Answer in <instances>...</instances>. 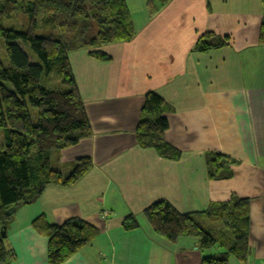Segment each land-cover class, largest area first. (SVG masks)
<instances>
[{
  "label": "crops",
  "instance_id": "0c3cea01",
  "mask_svg": "<svg viewBox=\"0 0 264 264\" xmlns=\"http://www.w3.org/2000/svg\"><path fill=\"white\" fill-rule=\"evenodd\" d=\"M126 2L132 41L103 47L109 62L89 51L69 56L91 135L60 160L91 158L93 167L74 186H50L15 211L5 232L14 255L9 264H50L66 251L64 239L50 241L33 229L40 216L57 225L80 218L99 230L62 264H202L225 250L212 246L210 236L168 243L153 234L144 211L167 201L181 214H201L233 197L250 202L249 253L245 262L230 257L229 264H264L262 0H170L154 13L148 0ZM207 33L226 45L197 52ZM151 92L171 108L163 140L176 159L140 146L138 126ZM214 154L234 162L230 179H210ZM130 216L138 227L125 230Z\"/></svg>",
  "mask_w": 264,
  "mask_h": 264
},
{
  "label": "trees",
  "instance_id": "16d2710c",
  "mask_svg": "<svg viewBox=\"0 0 264 264\" xmlns=\"http://www.w3.org/2000/svg\"><path fill=\"white\" fill-rule=\"evenodd\" d=\"M169 1L148 0L147 7L154 13ZM262 2L259 36L264 44ZM17 13H24L30 22L20 27L2 24L4 19L11 20ZM134 38L126 0H0L2 228L7 227L18 208L37 202L48 187H72L93 167L91 158H81L70 165L60 160L63 150L91 135L86 112L79 101L70 54L91 51L93 59L109 62L111 58L101 48L128 43ZM226 41L207 33L195 50L208 53L223 48ZM43 105H48L58 116L59 126L64 130H50L52 124L47 114H43ZM170 112L171 108L162 98L147 93L138 138L141 148H152L162 158L176 159L179 154L163 140L169 127L164 115ZM69 124L81 127H68ZM209 159L210 179L232 177L227 168L234 163L230 158L214 154ZM249 203L248 199L233 197L227 203L213 205L206 213L181 214L169 202L160 201L149 206L144 217L155 235L168 243H177L184 237L210 236L212 246L225 250L222 255L203 259L202 264H229L230 257L245 262L249 253ZM137 225L135 218L129 217L123 228L133 230ZM32 227L50 241L61 238L68 244L66 251L50 258V264L64 263L99 235L96 227L80 218L57 225L40 216ZM13 256L1 235L0 264H9Z\"/></svg>",
  "mask_w": 264,
  "mask_h": 264
},
{
  "label": "rangeland",
  "instance_id": "374dc122",
  "mask_svg": "<svg viewBox=\"0 0 264 264\" xmlns=\"http://www.w3.org/2000/svg\"><path fill=\"white\" fill-rule=\"evenodd\" d=\"M30 21H29V19H28V17L24 14V13H17V14H13L12 15V18H11V20H3L2 21V24L4 25V26H8V25H10V24H13V25H16L17 27H20L21 25H27L28 23H29ZM106 46H108V45H106ZM106 46H104V47H106ZM102 49V48H101ZM89 52H91V51H89ZM88 52V54H89V56H90V53ZM91 57V56H90ZM31 111H32V109H30ZM42 111H43V114L45 115V114H47V117L49 118V122L52 124L51 125V127H50V130L51 131H57V132H59V131H62V129L64 130V128H62V125H61V128H60V126H59V122H58V120H59V118H58V116H55V114H53L51 111H50V107L48 106V105H43V108H42ZM59 126V127H58ZM78 124H69L68 125V127H75V128H78ZM156 151V150H155ZM157 152V151H156ZM210 160V159H209ZM227 168H228V170H229V168H230V166H227ZM232 176H233V174H232ZM212 180V179H211ZM217 180H219V179H217ZM240 199H242V198H240ZM158 202H160V201H158ZM157 203V202H156ZM104 214H107V215H109L110 214V212H104ZM130 217H133V216H130ZM133 218H135V217H133ZM129 219V218H128ZM127 221V220H126ZM125 221V222H126ZM136 221V220H135ZM147 221V220H146ZM136 223L138 224V222L136 221ZM147 225L150 227V225L148 224V222H147ZM138 226V225H137ZM150 229H151V227H150ZM151 231L153 232V230L151 229ZM153 234L155 235V233L153 232ZM156 236V235H155ZM159 238V237H158ZM184 238H188V237H184Z\"/></svg>",
  "mask_w": 264,
  "mask_h": 264
},
{
  "label": "water",
  "instance_id": "95a60500",
  "mask_svg": "<svg viewBox=\"0 0 264 264\" xmlns=\"http://www.w3.org/2000/svg\"><path fill=\"white\" fill-rule=\"evenodd\" d=\"M13 212V211H12ZM5 232H6V228L3 229V232H2V237L5 238Z\"/></svg>",
  "mask_w": 264,
  "mask_h": 264
}]
</instances>
